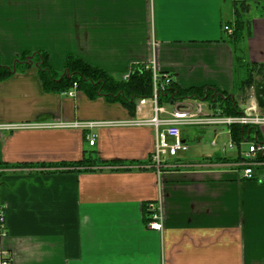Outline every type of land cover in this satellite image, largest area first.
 Listing matches in <instances>:
<instances>
[{"label":"crops","instance_id":"0c3cea01","mask_svg":"<svg viewBox=\"0 0 264 264\" xmlns=\"http://www.w3.org/2000/svg\"><path fill=\"white\" fill-rule=\"evenodd\" d=\"M234 1L252 0H0V63L11 67L21 55L44 52L61 73L71 55L116 79L154 67L181 90L232 94L223 27ZM245 47L249 62L264 64V17L252 19ZM261 104L253 96L238 109L254 106L264 116ZM204 113H213L206 103ZM151 116L150 104L132 115L77 90L46 93L34 66L1 82L0 125H37L0 132V163L37 167L0 171V253L7 250L11 264H264L263 176L243 179L240 160L232 162L242 148L221 153L230 129L182 127L185 151L209 144L193 161L177 162L176 153L157 168L153 127L125 126ZM74 122L105 126L38 125ZM257 130L264 140V126ZM88 153L91 171L51 167L81 163ZM150 203L161 207V232L146 227Z\"/></svg>","mask_w":264,"mask_h":264},{"label":"trees","instance_id":"16d2710c","mask_svg":"<svg viewBox=\"0 0 264 264\" xmlns=\"http://www.w3.org/2000/svg\"><path fill=\"white\" fill-rule=\"evenodd\" d=\"M233 18L225 23L224 26L231 28L230 35H226V43L231 47L233 54V80L235 90L243 91L244 87L254 88L255 82H252L255 74L260 75V83L256 84L255 95L258 105L264 101L262 84L264 83V64H254L248 61L246 57L245 41L251 37V21L257 17H264V5L254 6L245 1L233 2ZM255 9L256 13L252 14ZM36 67V73L41 81L43 90L46 93L61 94L69 91L75 85L76 90L82 92L89 99L94 100L99 97L105 98L109 102H117L123 105L133 115L135 106L139 99H150L152 96V75L150 70L143 66H136L130 71L127 81L123 78L116 79L104 72L103 70L90 66L82 59L75 56H67L64 62V68L61 73L55 72L48 61V56L44 52L24 54L17 58L11 67H5L0 63V83L7 80L16 73H25L32 67ZM243 75L244 77L240 78ZM263 82V83H262ZM240 84V85H239ZM241 88H243L241 90ZM234 90V91H235ZM234 93V92H233ZM227 94L213 88H193L181 90L173 83L159 95V104L168 106L171 103L185 100L201 101L207 104L214 114L220 116L236 117L241 115L238 109V103L235 101V94ZM250 135L257 144L264 148V140L255 128L231 126L230 136L239 151L241 143L250 140ZM238 159L232 162L237 163ZM257 161L264 164V149L258 154ZM96 166L93 160V154L88 153L87 158L78 164H60L51 166L55 171H74L80 168V172L91 171ZM114 167V165H109ZM0 167L21 168L37 166H12L8 167L0 163ZM263 176L264 166L256 169Z\"/></svg>","mask_w":264,"mask_h":264},{"label":"built area","instance_id":"2783aa9c","mask_svg":"<svg viewBox=\"0 0 264 264\" xmlns=\"http://www.w3.org/2000/svg\"><path fill=\"white\" fill-rule=\"evenodd\" d=\"M224 31L230 35L232 30L228 26L223 27ZM146 70L151 71L152 75V96L150 99H139L136 103V112L141 113L143 107L146 104H150L152 107V116L148 120H131L125 126H148L153 127L156 131V144L152 155V162L157 168L163 167L164 158L166 156L173 157L178 151H185L186 146L181 141V128L182 127H226L231 126H242L259 129L264 126V116L257 113L254 106H248L242 114L236 117L220 116L214 113H204V103L201 101H195L196 103L190 104L189 101L185 100L181 102H173L175 109L167 114L165 109L159 104V95L173 84V79L168 74H159L156 72L154 67H147ZM130 73H127L123 79L127 81ZM76 90L74 85L72 89L66 92H62L60 95L64 97H71ZM168 115L166 118H161V115ZM28 124L22 127H31ZM41 127L45 126L48 128H70L79 130H90L95 127L105 126L97 125V123H47L38 124ZM21 127V126H20ZM19 126L11 125H0V132L2 131H14L20 128ZM21 127V128H22ZM230 132V131H229ZM254 135H250V140L241 143V146H246L247 149L240 153V162L238 167L241 170L242 177L245 180H254L256 176L261 177V173L256 169L264 166V164L257 161L258 154L263 152V146L257 144L253 139ZM86 140L90 146H93L95 142L94 135H88ZM211 146H216V141L211 142ZM235 150V145L232 140L228 144L221 148V153L226 151ZM2 171V170H1ZM147 212V229L151 231L161 232L163 229V215L161 207L150 203L146 205ZM4 225V215L0 212V226ZM0 264H11L10 254L7 250H2L0 253Z\"/></svg>","mask_w":264,"mask_h":264},{"label":"rangeland","instance_id":"374dc122","mask_svg":"<svg viewBox=\"0 0 264 264\" xmlns=\"http://www.w3.org/2000/svg\"><path fill=\"white\" fill-rule=\"evenodd\" d=\"M248 3L253 5V7H254V6H257V5H264V0H252V1H249ZM256 12L257 11H255V9L252 10V14L256 13ZM242 77H244V76L241 75L240 78H242ZM252 82H255V85L253 86L254 88H249L246 85V87H244L243 91H239V92H237L236 90L234 91L233 94H235L234 98H235V101L237 103H240V102L241 103H247L249 100L253 99V96L256 97V95H255V87H256V84L260 83V75H258L256 73ZM242 89L243 88H241V90ZM241 114H242V112H241ZM192 130H193V133H194L195 129H192ZM208 144H209V139L206 141V143H204V141H202V143H201V145L204 148L207 147ZM203 147H201V146L199 147V145H197V144L190 143L188 145V150L184 151V152L183 151H178L177 152V156L175 158H173V160H175L177 162H180V163H188L190 161H193V160H195V158H198L200 156V153H201V150H202ZM241 148H242L241 149L242 152L247 149L246 146H241ZM235 150H236V148H235ZM235 150L233 152H235ZM1 170H4V169L0 167V171Z\"/></svg>","mask_w":264,"mask_h":264}]
</instances>
